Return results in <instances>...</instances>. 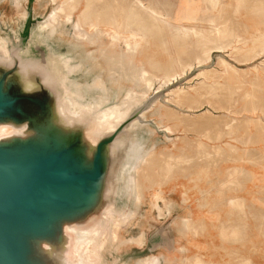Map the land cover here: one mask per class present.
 I'll return each instance as SVG.
<instances>
[{
    "label": "rangeland",
    "instance_id": "374dc122",
    "mask_svg": "<svg viewBox=\"0 0 264 264\" xmlns=\"http://www.w3.org/2000/svg\"><path fill=\"white\" fill-rule=\"evenodd\" d=\"M51 1L22 0L27 13L23 19L11 0H0V41L7 43L11 38H19L26 29L41 34L37 29L43 28L41 21L55 6ZM154 1L171 24L164 26L163 32L149 33L146 41H150L145 51L138 50V62L147 70L152 62L166 68L175 65L176 58L191 61L199 54L200 33L184 32L178 26L188 25L189 21L179 20V14L187 7L199 5L198 18L231 17L237 23L235 31L240 41L231 49L212 51L209 61L193 66L180 78L169 76L168 85L150 91L140 105L131 109L130 115L148 103L140 119L130 124L129 137L131 147L142 142L144 149L155 151V159L145 167L148 177L141 175L139 178L144 192L142 200L135 203L125 189L127 174H124L133 150L120 157L111 178L108 196L111 205L93 226L92 234L113 207L116 211L135 213L130 217L131 224L128 221L120 227V236L145 232L144 245L122 246L114 264H135L136 260L151 254H163L166 258L163 264H191L196 257L206 263L264 264V14H256L252 9L254 4L260 3L264 11V0H243L234 16H230L234 0ZM80 8L81 5L77 11ZM197 24L206 27L203 21ZM161 35L169 44H160ZM43 45L50 51L65 53L64 56L72 50L67 36L61 40L54 37L51 42L44 38ZM103 45L109 53L120 51V47L115 50L110 46L108 37L103 39ZM85 47L76 52L87 56L98 45ZM256 52L261 54L256 55ZM99 63L105 66L106 61L100 58ZM101 75L105 77L106 73ZM92 77L93 74L82 70L73 75L79 82H89ZM10 131L13 130L6 128L2 133ZM218 148L220 153L216 154ZM159 153L172 157L184 154L190 160L175 168L167 181H161L156 164L161 157ZM229 172L235 174L237 185L230 183L232 173ZM180 213L191 223L189 227L182 225ZM82 242H77L76 249H84L85 242Z\"/></svg>",
    "mask_w": 264,
    "mask_h": 264
},
{
    "label": "bare ground",
    "instance_id": "6f19581e",
    "mask_svg": "<svg viewBox=\"0 0 264 264\" xmlns=\"http://www.w3.org/2000/svg\"><path fill=\"white\" fill-rule=\"evenodd\" d=\"M11 1L16 12L24 19L27 13L22 6V0ZM186 1L193 2V0ZM51 2H54L55 6L52 7L46 17L41 21L40 25L41 27L43 26V28L39 27L37 29L41 31V34L38 33V31L30 30V42L24 49L23 54H30L31 48L36 47L38 44L42 45L44 38L51 42L54 37H58V40L63 39L64 36L69 37L72 50L66 52L68 56H64L63 54L65 53H60L55 49L54 51H50L51 49L47 48L45 49L43 57L53 70L61 91L55 103V109L59 119L73 126L84 125L85 135L92 143L103 134L113 131L125 120L132 108L140 105L146 99L150 91L155 92L166 85L169 82L168 79H171V75H178L180 78L184 72L190 71L193 66L209 61L212 51L231 49L235 43L240 41V36L238 32L236 33L235 31V25L237 23L232 20L231 17L205 15V18H198L196 15L201 12L199 5L190 8L187 7L184 13L181 14L179 12V20L189 21L188 25L178 26L182 27L184 32L200 33L202 38L198 43V48L200 47V52L198 51L199 54L193 57V59L190 57V60L192 59L191 61L183 62L180 58H176L175 65L166 68H163L158 62H152L151 67H149L150 69L147 70L138 62V50L141 48L145 51L150 41H146L149 33L155 31L163 32V27L171 24L168 20V16L162 12L163 10L161 11V8H159L154 0H58V2L57 0H52ZM242 4L243 0H234L231 5L232 11L230 16L236 15ZM80 5L81 8L77 11ZM192 8H195L194 12ZM210 8H214V6ZM210 8H208V11ZM252 9L256 14H264L260 3L254 4ZM201 21L206 23V27L197 24ZM105 37H108L111 47L115 50V47H120V51L109 53L107 47L103 45V39ZM165 40L166 39H164L162 35L159 36L160 44L166 45L168 42ZM142 41H144L146 45H143ZM154 41L156 44V40ZM253 41L255 40L253 39ZM9 42L10 39L7 43H2L0 41V63L9 61L7 51ZM96 44L98 48L87 53V56L76 52L78 48L81 50L86 45H90L91 47V45ZM154 46L156 45H153V47ZM157 48L159 49V47ZM263 50L264 44L262 51ZM258 53L259 52H256V55L261 54ZM100 58L106 61L105 66L99 63ZM81 70L85 73L93 74L89 82H79V80L73 78V75ZM102 72L103 74L106 73L105 77L101 75ZM127 82L129 85H127ZM156 83L158 84L157 87H155ZM91 92L93 93L90 94ZM6 128L12 129L13 131L2 133ZM21 129H16L11 125H0V133H2L0 134V139L17 135L23 131V128ZM122 137L125 139L124 137L126 136ZM128 138L125 149L126 154L130 151L132 152V150L133 152L132 156L128 155L130 156V162L124 173L125 175L127 174L125 189L130 194V199L132 198L133 202L138 203L142 200V192H144L141 189L139 178L141 175L148 177L145 167L154 162L155 151L151 148L144 149L142 147V142L137 144L135 148L131 147L132 141L130 137ZM215 153L219 154L220 149L218 148L215 150ZM160 155L161 157L158 161L156 160V164L159 168L161 181H167L175 168L190 160V157L188 158L184 156V154L178 157H172L169 154ZM230 173H232V177L229 178L231 179L230 183L232 185H237L235 174L233 172H229V174ZM154 177L155 176H153V178ZM158 177L159 176L156 178ZM110 205L111 203L106 205L97 216L93 217L86 224H73L64 227L63 249L58 256L59 264H114L117 261L115 256L118 257L117 253L122 246L128 244H134L136 246L144 245V231L128 237H122L119 234L120 227L124 226L128 221L131 224L130 217H133L135 213L131 214L130 211L126 210L116 211L113 207L106 212L103 220L100 224L98 223L99 226L92 234L93 226L98 222L104 210ZM157 209L161 212V207L158 203ZM179 217L182 225H187L186 228L191 225V223L187 221V218L181 213ZM178 228L177 226V230ZM232 234L237 235L238 233ZM224 236L225 235H223V237ZM86 240L88 241L86 242ZM77 242L84 243V247L82 246L84 248L83 250L76 249L78 248L76 247L78 246ZM168 260L170 261V259ZM165 261L166 258H164L163 254H151L136 260L135 264H163ZM191 264L216 263H206L201 258L196 257L192 260Z\"/></svg>",
    "mask_w": 264,
    "mask_h": 264
},
{
    "label": "water",
    "instance_id": "95a60500",
    "mask_svg": "<svg viewBox=\"0 0 264 264\" xmlns=\"http://www.w3.org/2000/svg\"><path fill=\"white\" fill-rule=\"evenodd\" d=\"M29 42L27 29L11 38L0 63V125L23 128L0 139V264H59L64 227L86 224L110 203L130 124L148 103L90 142L84 125L59 119L45 46L23 54Z\"/></svg>",
    "mask_w": 264,
    "mask_h": 264
}]
</instances>
